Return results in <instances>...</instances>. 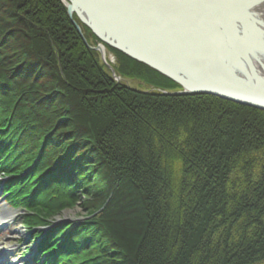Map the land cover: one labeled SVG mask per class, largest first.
Here are the masks:
<instances>
[{"label":"trees","instance_id":"trees-1","mask_svg":"<svg viewBox=\"0 0 264 264\" xmlns=\"http://www.w3.org/2000/svg\"><path fill=\"white\" fill-rule=\"evenodd\" d=\"M110 50L155 90L117 83L62 0H0V188L29 228L81 194L90 216L36 262L264 264V110L165 95L178 84Z\"/></svg>","mask_w":264,"mask_h":264},{"label":"bare ground","instance_id":"bare-ground-1","mask_svg":"<svg viewBox=\"0 0 264 264\" xmlns=\"http://www.w3.org/2000/svg\"><path fill=\"white\" fill-rule=\"evenodd\" d=\"M62 1L67 9V3L69 1ZM76 1L80 6L82 0ZM87 1L90 3V6H92V9L90 8L89 12H84L86 17L93 20L95 26L103 30L105 34L110 37H113L114 41H120L115 36L114 31H116L115 25L118 24L119 21V18H117V14L121 12V9L120 7H118V5L119 2L122 0H84V6L87 4ZM166 1L174 3V0ZM189 1L191 0H188V2ZM197 2L200 3L198 4V7H201L203 4H209L210 8L212 9L217 8L218 5L226 3L228 5L230 4L232 8L239 7L240 9H231L228 11L227 14H222V18L215 19L214 21L212 20V16H209V14H207V16H205L204 18H197L196 20H194V29L191 30L190 28L186 27V29L183 31L184 35L186 34L188 38H193L192 43L187 42L185 46L186 49L188 48L186 52L189 53L188 56L190 62L188 65L193 72L192 77L194 76V79L197 81H201V83H206L212 80L211 83H218V87H220V89H234L236 93L242 97L252 95V97L255 98L260 96V93H264V0H256V3L253 4L251 7L245 2V0H197ZM189 4L190 7L196 5L190 2ZM235 5L238 6L236 7ZM138 10L143 11L145 13H150V16L152 17H150L148 23H152L153 19H158L159 15L170 16L174 20L178 19V17L182 15H189V13H185L183 10L178 8H176L174 12H171L167 9H164L163 12L162 10L156 12L153 10V8L152 10H149L139 7ZM212 11L214 10L212 9L211 12ZM137 15L141 14L136 12L133 13V16ZM127 16L128 14L123 13L121 15L122 18H126ZM74 17L78 19L77 21H81L79 20L77 15H74ZM216 20H218L217 23H215ZM205 25L209 27V30L207 32L203 30ZM80 34L82 35V33ZM220 36L222 38V42L219 41ZM223 44H225L226 47L222 46ZM135 50H137L142 55L144 54L152 60H156L157 62L161 63L164 67L170 69H173V67H177V65L182 66L185 63L184 60L178 61L177 56L176 58H174L173 56H166V52H158L153 49V47L142 48L137 45ZM104 51L106 61L109 63L110 66L112 65V67L114 68V72H117L116 67L120 64V62L116 53L114 54L112 59L113 63L110 64V61L108 59L109 51L107 50L106 46L104 48ZM163 59L167 60H165L164 62ZM101 63H103L106 68H110L106 62L101 61ZM154 71L157 70L155 69ZM109 72L112 73V70H109ZM113 78L115 80L114 76ZM176 84H178L177 89L170 91H178L181 89V85L178 82ZM127 86L130 87V89H132L133 91L142 90V88H133L128 84ZM142 91L154 90L145 89ZM158 91L165 95H175L169 93L166 94L165 92H167L168 90L160 88H158ZM222 98L227 101H231L224 97ZM238 104L243 106L246 105L241 103ZM1 181L2 178H0V182ZM3 209L5 219L15 216L17 212L15 209L10 211V209H7L6 207H4ZM54 223L55 221H52V223L50 224H41L33 226L35 229L30 227L31 230H35L34 232L37 236L34 237L35 241L39 242L40 240V243H38V245L36 246L37 249H40V246L44 241L43 236H45L47 233L49 234V232L52 231V228L55 226L53 225ZM75 224L76 222L72 223V226H74ZM0 255V257H4V254L2 253H0Z\"/></svg>","mask_w":264,"mask_h":264},{"label":"water","instance_id":"water-1","mask_svg":"<svg viewBox=\"0 0 264 264\" xmlns=\"http://www.w3.org/2000/svg\"><path fill=\"white\" fill-rule=\"evenodd\" d=\"M67 9H69L70 18L73 19L74 15H77L79 20L88 27L90 30L93 31L95 36L100 40L102 43H99L98 46L93 47L90 45L91 49H94L100 52L103 58V61L106 62L108 65L109 63L106 61L105 58V44L109 47L122 51L130 58H133L137 61L147 64L154 70L156 69L164 76L169 77L176 83L178 82L181 85V89L178 91H167L166 94H182V95H189V94H213L218 97H224L231 101H236L241 104H246L251 107H257L264 110V93H260V96L253 98L252 95L249 96H240L233 90H224L218 87V83H211L212 80L201 83V81H197L194 79L193 72L191 68H189V53L186 52L185 46L186 43H192L193 38H188L187 35L185 36L183 31L187 28L191 30L194 29V20L197 18H204L209 14L212 16V20L222 18V14H227L229 10L234 9L238 10V8H232L230 4H222L218 5L217 8H212L214 11L211 12V8L209 4H203L201 7H198L199 2L197 0L189 1L192 4H196L193 7H190L188 0H170L174 3L168 2L166 0H122L119 2L118 7H120L121 12L117 14V18H119L118 24L115 25L116 31H114L115 36L120 41H114L113 37L108 36L101 30L97 28L94 24V21L87 18L84 12H89L90 3L87 1V4L84 6V0L81 1L80 6L76 0H68ZM86 1V0H85ZM128 1V2H127ZM133 3V4H132ZM208 5V6H207ZM234 5V4H233ZM236 7L238 5H235ZM134 7V8H133ZM139 8H145L154 11H161L163 12L164 9H167L171 12H174L176 8L183 10L185 13H189V15H182L178 17V19L174 20L170 16L162 15L158 17V19H153L152 23H148L150 20V13L139 11ZM140 13L141 15L133 16V13ZM128 14L126 18H122L121 15ZM161 14V13H160ZM218 20L215 21L217 23ZM77 29L82 33L81 25L79 22H74ZM197 28V27H196ZM198 29V28H197ZM199 30V29H198ZM203 30L207 32L209 30L208 26H204ZM196 31V30H194ZM193 31V32H194ZM125 37V38H122ZM219 41L222 42L221 36L219 37ZM146 47L155 49L158 52L165 53L166 56H173L177 60L181 61L184 60V65L177 67H173V69L164 67L161 63L157 62L156 60H152L139 53L135 48L137 47ZM222 46H225L223 44ZM226 47V46H225ZM181 48V49H179ZM177 52V53H176ZM164 62L167 59H163ZM188 60V62H187ZM112 73L119 82L121 77H119L115 72L112 65L110 66ZM249 87V86H248ZM251 88V87H250Z\"/></svg>","mask_w":264,"mask_h":264},{"label":"rangeland","instance_id":"rangeland-1","mask_svg":"<svg viewBox=\"0 0 264 264\" xmlns=\"http://www.w3.org/2000/svg\"><path fill=\"white\" fill-rule=\"evenodd\" d=\"M71 20L73 22H76L78 19L76 20L75 18H73ZM77 22H79L80 24L81 21H77ZM81 28L84 33L83 37L85 41L89 42L90 45L93 47L98 46L99 42L93 41V38L91 37V35L89 34L87 35L86 31L83 30L82 25H81ZM86 35L88 38L86 37ZM107 50L109 51L108 59L111 64L113 63L112 59L115 53L114 51H111L110 48H107ZM94 51L100 54L99 59L103 61V58L101 56L102 54L96 50ZM115 73L118 75L117 72ZM118 76L121 77L120 75ZM121 78H122L121 80L122 83H125L126 85L128 84L132 86L133 88L136 87L138 89L142 88V90H145V89L155 90V87L150 85V83H146V82L143 83L140 80L130 79L124 76H122ZM2 199L3 198L0 193V253L4 254V257H0V264H37L36 262H34V259H36V257L39 254V251L36 248L38 242L35 241L34 239L36 234L33 230H29V228L25 227V225L23 224V221H24L23 216L27 215L28 213L27 209L23 207L15 208L17 211L15 216L5 219L4 209H2V207H4L5 205L7 209H10V211H12L14 210V206H11L10 204H7V205L4 204V200ZM80 199L84 201L82 194H81ZM82 201L79 200L76 203V205H74L73 208L67 209L64 212H62L60 216L56 217L57 219L55 220V223L53 225L55 226L65 225L66 226L68 223L72 224L74 222H76L75 225H77V223L80 220L82 222V220H84L85 217L89 218L90 216L87 215L84 207L82 206L83 205ZM79 264H83V263L80 262Z\"/></svg>","mask_w":264,"mask_h":264},{"label":"snow or ice","instance_id":"snow-or-ice-1","mask_svg":"<svg viewBox=\"0 0 264 264\" xmlns=\"http://www.w3.org/2000/svg\"><path fill=\"white\" fill-rule=\"evenodd\" d=\"M245 2L251 7L253 4L256 3V0H245Z\"/></svg>","mask_w":264,"mask_h":264}]
</instances>
